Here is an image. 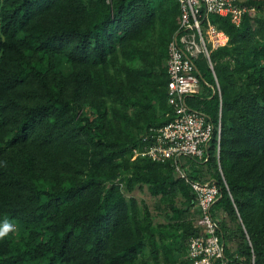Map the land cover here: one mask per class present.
Segmentation results:
<instances>
[{
  "label": "trees",
  "instance_id": "1",
  "mask_svg": "<svg viewBox=\"0 0 264 264\" xmlns=\"http://www.w3.org/2000/svg\"><path fill=\"white\" fill-rule=\"evenodd\" d=\"M178 15L175 0H0V225L14 227L0 264H134L147 246L142 264H193L192 181L219 189L210 213L225 257L264 264L262 13L238 27L210 15L228 37L210 54L220 97L195 60L201 88L187 103L220 118L218 154L214 129L205 162L190 158L188 172L179 158L189 181L170 160H131L140 135L172 117L163 59ZM143 187L163 221L134 195Z\"/></svg>",
  "mask_w": 264,
  "mask_h": 264
},
{
  "label": "built area",
  "instance_id": "2",
  "mask_svg": "<svg viewBox=\"0 0 264 264\" xmlns=\"http://www.w3.org/2000/svg\"><path fill=\"white\" fill-rule=\"evenodd\" d=\"M109 2V0H107ZM179 6L177 28L167 45L166 72L167 102L171 106V119L158 127H150L139 138V145L132 149L131 160L148 158L155 162L172 161L180 177L187 176L180 169L179 158L186 156L205 162L207 150L216 129L217 147L221 131L220 118L214 125L202 111L191 108L187 98L200 92V77L195 60L203 56L214 77L213 92L220 97V88L216 79L210 54L218 47L226 45L228 37L210 21V15L228 17L236 26H240L246 13L264 10L249 6L246 0H175ZM195 196V207L199 210L194 226L199 234L187 241V255L193 264H233L225 257L220 234L210 213L219 189L213 183L190 182Z\"/></svg>",
  "mask_w": 264,
  "mask_h": 264
},
{
  "label": "rangeland",
  "instance_id": "3",
  "mask_svg": "<svg viewBox=\"0 0 264 264\" xmlns=\"http://www.w3.org/2000/svg\"><path fill=\"white\" fill-rule=\"evenodd\" d=\"M175 21H176V20H175ZM168 25H170V24H168ZM161 29H162V27H161V25L159 24V25L157 26L156 30L154 31V34H156L158 31H161ZM152 37H153V35H152ZM146 46L148 47V46H150V45L147 44ZM166 58H167V57H166ZM166 58L163 59V62H164V65H163V66H165V64H166ZM135 64H136V66H142V65H145V63L142 62V59H137V62H135ZM124 104H125V101L122 102V104H120V105H118V106H122V107H123ZM130 109H131V108H130ZM131 110H132V109H131ZM80 112H81V111H80ZM136 130H138V129H136ZM140 133H141V131H139V132H134V134H133V133H132V134H133L134 137H136V136L139 135ZM180 159H181V161L183 162V164H184L185 166H187V167H186V170H187L188 172H190V171L192 170L193 167H196V168L198 167L197 165H192L193 162H196V161H194V160H190L189 157H186V156H180ZM196 164H197V163H196ZM176 174H177V176H179L178 173H176ZM134 195H135L139 200H143V201L147 204L149 210L153 213L152 215H153V218L155 219L156 222H160V221H163V220H164L163 215H162L161 213H157V212H158L157 209H154L155 199H154L153 197L150 196V194H149L148 190L146 189V187H143L142 189H137V190H135ZM192 209H195V208L193 207ZM231 245H232V244L229 242V243H228V247H232ZM149 249H150V247L147 246V247L143 250V252L138 256V258L135 260L134 264H142L144 261H146V262H151L152 259H151V255H150V251H149ZM159 263H161V264L163 263V262H162V257L159 258Z\"/></svg>",
  "mask_w": 264,
  "mask_h": 264
},
{
  "label": "clouds",
  "instance_id": "4",
  "mask_svg": "<svg viewBox=\"0 0 264 264\" xmlns=\"http://www.w3.org/2000/svg\"><path fill=\"white\" fill-rule=\"evenodd\" d=\"M13 230V225L7 219H5L2 225H0V239L4 238Z\"/></svg>",
  "mask_w": 264,
  "mask_h": 264
}]
</instances>
